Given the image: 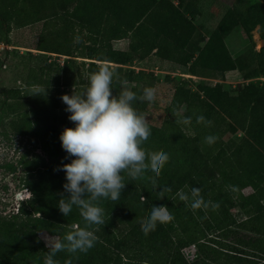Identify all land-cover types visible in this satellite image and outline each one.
Returning a JSON list of instances; mask_svg holds the SVG:
<instances>
[{
	"label": "trees",
	"instance_id": "trees-1",
	"mask_svg": "<svg viewBox=\"0 0 264 264\" xmlns=\"http://www.w3.org/2000/svg\"><path fill=\"white\" fill-rule=\"evenodd\" d=\"M194 1L198 0H0V25L6 27L3 39L7 42L10 25L24 28L41 23L37 41L30 49L68 57L74 53L78 58L114 64L111 67L117 76L112 83L113 95L127 88L142 97L143 89L155 87L158 78L152 72L124 69V65L131 66L134 56L154 55L162 61L190 63L191 75L196 67L206 65L216 72H227L236 67L223 38L234 28H242L250 40V32L259 26L264 40V0H259L248 7L233 5L227 9L198 54H187L182 28ZM122 39H128L127 48H113L112 42ZM18 57L26 72L24 81L22 86L0 89V127L8 119L11 133L27 137L33 144L30 154L25 151L15 164L24 171L20 182L30 195L19 202L16 214L0 215V264H44L49 249L39 238L40 232L63 240L74 225L84 226L76 206L67 217L58 208L62 196L67 198L70 194L63 187L66 173L55 169L75 158H65L68 154L62 148L60 135L75 124L69 120L71 113L65 110L67 105L61 99L64 92L60 86V64L51 62L45 54L26 52ZM250 58L253 68L246 78L264 77V44L258 51H251ZM100 65H86L79 76L82 87L75 91L88 87L90 75ZM35 86L47 88L46 94L33 95ZM199 89L208 101L200 114L183 84L176 85L166 108L169 113L185 107L183 117L192 118L191 135L170 120L159 128L149 125L151 135L144 147L170 155L160 175L156 177L149 171L141 179L126 176L127 185L119 200L99 202L105 209L106 223L95 226V246L86 254L78 252L75 256L58 252L54 260L59 264H66L69 259L72 264H121L123 258L131 259L132 249L137 257L135 264H150L148 258L154 259V264H206L213 252L208 246L209 233L215 231L218 239L233 245L231 251L235 255L226 262L264 264V83L243 87L235 96L219 86ZM72 93L73 90L68 95ZM146 106L144 100L134 103L144 113ZM197 115L212 121V126L197 124ZM224 119L240 128L243 141L250 144L247 148L239 144L227 149L219 130ZM208 135L219 139L209 146L204 143ZM36 147L46 158L34 153ZM12 163L13 160L1 165L13 170ZM148 177H155L160 186L171 187L172 192L166 195L175 199H157L156 193L162 187H154ZM193 187L201 188L204 200L217 202L219 207L192 210ZM180 190L189 195L187 204L176 196ZM141 195L147 203H141ZM153 205H166L174 219L158 223L154 231L145 235L141 220L150 214ZM190 246L196 248L197 254L192 263L185 260L182 252Z\"/></svg>",
	"mask_w": 264,
	"mask_h": 264
},
{
	"label": "clouds",
	"instance_id": "clouds-1",
	"mask_svg": "<svg viewBox=\"0 0 264 264\" xmlns=\"http://www.w3.org/2000/svg\"><path fill=\"white\" fill-rule=\"evenodd\" d=\"M78 39L76 42H78ZM117 76L116 69L107 62H103L99 70L89 77L88 87L77 92L73 89L72 95L64 94L61 99L67 105L66 111L71 113L69 120L75 124L74 128H65L60 135L62 148L68 157H75L71 163L63 164L67 182L64 190L70 194L58 202V208L66 217L76 206L84 221V226L74 225L64 236L55 243L46 246L49 251L45 253L44 264H59L54 260L58 252L66 251L73 256L76 253H87L95 246L98 240L95 234L98 228L105 225V209L100 206V200L117 201L125 189V177L132 180L141 179L151 171L158 177L169 162L170 155L163 150L151 151L144 147L151 135V128L144 112L134 107L140 100L154 102L156 89L146 87L142 97L127 88H122L118 95H113L112 83ZM126 83V82H123ZM47 88L35 86L33 95L46 94ZM185 125L191 124L192 118L185 117ZM197 124L212 126V121L206 120L203 115L196 116ZM219 137L208 135L204 143L209 146L218 141ZM154 187H162L156 193V198L163 200L172 192L169 186H160L155 177H148ZM201 188L191 189L192 210L219 207V203L211 200L205 201L201 195ZM182 202L189 201V195L182 190L176 193ZM141 203L147 199L141 195ZM174 216L166 205H153L150 214L141 220V230L145 235L154 231L157 224L171 222ZM78 259V257H77ZM66 264H72L71 259Z\"/></svg>",
	"mask_w": 264,
	"mask_h": 264
},
{
	"label": "rangeland",
	"instance_id": "rangeland-1",
	"mask_svg": "<svg viewBox=\"0 0 264 264\" xmlns=\"http://www.w3.org/2000/svg\"><path fill=\"white\" fill-rule=\"evenodd\" d=\"M259 0H198L189 5V16H187L186 23L183 25L182 32L186 38L185 52L196 56L208 41L210 35L214 32L220 19L227 9L233 5L248 7ZM188 14V13H187ZM6 27L0 25V62L3 65L0 67V89L13 88L22 86L25 77V70L23 64L20 62L18 56L30 52L37 56L45 54L51 62L60 64V86L64 94H68L73 89H81L80 73L86 69V65L90 62H98L93 59L78 58L74 53L72 56H60L51 53H42L30 48L35 45L39 32L41 30V23L24 28H16L10 25L8 28L7 42L3 39V33ZM251 39L249 40L245 32L240 27L234 28L229 35L223 38V43L235 62V70L227 72H216L210 68L209 65L198 66L195 69L194 75L189 74V64H180L173 61H162L154 55H149L146 58L133 57L131 66L124 65V69L143 70L145 72H152L157 78L158 83L155 85L156 100L154 102H147L146 115L150 126L161 127L166 121L178 124L183 127V131L191 135V128L185 125L182 121L184 106L180 110L171 109L169 113L166 108L169 107L170 100L175 92L177 84H183L189 89L191 96L194 98L195 106L200 114L205 103L208 102L200 91V87H208L215 89L218 86L228 92L230 95L235 96L238 90L243 87H248L250 84L261 85L264 83V77H255L247 79L251 68H253L252 60L250 58L251 51H258L264 44L261 37V30L256 26L251 32ZM75 38L73 39L74 46ZM128 39H122L112 42L113 48L125 50L128 45ZM12 52H17L14 56ZM59 61V62H58ZM109 64V63H108ZM114 66V64H109ZM130 85H128L129 87ZM4 126L0 127V215L3 216L10 212L20 198L25 199L28 197V191L21 184L20 179L25 177L24 171L20 165H15L20 156L27 150L30 154L31 146L27 137H20L13 135L9 127V120L3 121ZM219 130L227 149L233 145H243L247 148L250 144L245 140L243 141V133L240 128L228 119H224L219 123ZM34 153L45 157L43 151L36 147ZM34 159L35 157H31ZM46 158V157H45ZM30 159V157H28ZM13 170L1 165L7 161H12ZM37 164L38 159H35ZM4 166V167H3ZM6 187V190L3 189ZM249 191V190H247ZM244 191V192H247ZM18 197V198H16ZM4 212V214L2 213ZM236 213L237 210H232ZM244 218V216H241ZM211 241L208 243L213 249L210 259L206 264H230V257L235 253L230 242L220 240L216 236L215 231L209 233ZM39 238L46 245V240L49 244L55 243L57 238L48 235L45 232L38 234ZM129 258H123L121 264H135L137 257L132 249H130ZM183 256L188 263L196 260V248L194 246L187 247L182 250ZM136 258V259H135ZM150 264H154V259H146ZM229 261V262H226Z\"/></svg>",
	"mask_w": 264,
	"mask_h": 264
},
{
	"label": "built area",
	"instance_id": "built-area-1",
	"mask_svg": "<svg viewBox=\"0 0 264 264\" xmlns=\"http://www.w3.org/2000/svg\"><path fill=\"white\" fill-rule=\"evenodd\" d=\"M59 62V61H58ZM29 194V193H28ZM30 195V194H29ZM29 195H28V197H29ZM27 197V198H28ZM16 198H18V197H16ZM19 199V198H18ZM26 199V198H25ZM22 200H24V199H22V198H20V200L16 203V207H14L10 212H8L7 214H5V215H10V214H16L17 212H18V205H19V202H21ZM3 214H4V212H2ZM5 215H3V216H5Z\"/></svg>",
	"mask_w": 264,
	"mask_h": 264
}]
</instances>
